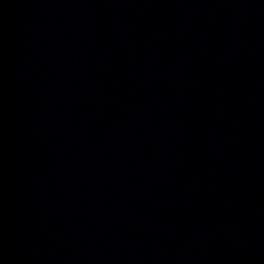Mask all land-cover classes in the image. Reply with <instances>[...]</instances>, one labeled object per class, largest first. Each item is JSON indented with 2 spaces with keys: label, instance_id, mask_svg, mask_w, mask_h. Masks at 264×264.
<instances>
[{
  "label": "water",
  "instance_id": "95a60500",
  "mask_svg": "<svg viewBox=\"0 0 264 264\" xmlns=\"http://www.w3.org/2000/svg\"><path fill=\"white\" fill-rule=\"evenodd\" d=\"M0 264H264V0H0Z\"/></svg>",
  "mask_w": 264,
  "mask_h": 264
}]
</instances>
